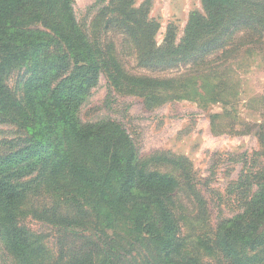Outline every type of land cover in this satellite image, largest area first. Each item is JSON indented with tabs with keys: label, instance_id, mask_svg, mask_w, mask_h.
<instances>
[{
	"label": "rangeland",
	"instance_id": "rangeland-1",
	"mask_svg": "<svg viewBox=\"0 0 264 264\" xmlns=\"http://www.w3.org/2000/svg\"><path fill=\"white\" fill-rule=\"evenodd\" d=\"M222 1L208 7L205 0H69L66 10L49 5L46 18V6L28 0L16 13L26 19L23 28L40 40L55 38L54 44L41 45L38 56L42 67L55 66L48 76L50 90L83 86L75 116L93 139L79 144L63 136L61 154L93 172L97 165L107 177L101 158H106L108 138L115 136L118 176L131 152L138 173L175 182L167 205L177 220L176 240L187 259L208 264H228L214 242L225 221L236 233V226H256L253 239L258 245L264 241V216L255 214L264 191V0H236L231 6ZM30 2L33 8H27ZM208 12L216 27L185 35L192 17ZM73 27L95 52L97 69H91L85 47L75 42ZM26 55L32 61L37 57L32 51ZM25 61L3 76L22 111L0 117V158L32 141L24 92L33 67ZM56 164L40 167L50 173L40 180L52 182L44 191L34 188L40 168L24 173L21 182H33L25 215L17 220L39 238L48 258L61 252L58 264H64L74 246L87 244V236L99 239V245L114 244L108 238L117 236L116 244L134 243L118 249L121 264H163L147 243L150 254H141L144 243L129 239L114 215L104 212L94 229L90 215L74 216L72 209L63 208L82 200L75 182ZM228 242L242 264H264V246L250 252L246 245L239 251L237 239ZM99 262L96 258L91 264ZM0 264H18L2 236Z\"/></svg>",
	"mask_w": 264,
	"mask_h": 264
},
{
	"label": "trees",
	"instance_id": "trees-1",
	"mask_svg": "<svg viewBox=\"0 0 264 264\" xmlns=\"http://www.w3.org/2000/svg\"><path fill=\"white\" fill-rule=\"evenodd\" d=\"M27 1L0 0V117L12 118L15 112L22 111L21 104L12 97L4 83L3 76L6 70L21 61L26 60L24 63L32 61L29 59V55H26L28 51H32L37 56L32 61V77L26 82L24 92L25 105L29 111L31 123L29 129L31 144L17 153L0 158V236H2L4 248L17 260L18 264H48L50 262L58 264L61 252H58L59 256L55 258H48L49 253L43 250L44 247L38 242L39 238L17 222L18 218L25 215L23 208L28 200L27 188L31 189L30 183L33 182L32 180L21 182L26 181L22 179L25 176L24 173L32 168L38 170L51 161L57 163L55 167L60 172L68 174L75 182L77 197L82 200L76 206L69 203L63 208L72 209L74 216L77 213L79 216L83 213L90 215L91 228H97V222L106 212L120 219L123 227L127 230L129 239L144 243L145 248L142 249L141 254L145 256L150 254V250L147 248V244H149L151 249L156 251L155 254L161 256L163 264H208L187 259L182 254V247L176 240L177 220L172 209L167 205V200L174 191L175 182L166 177L143 176L138 173L131 152L125 155V166H122L124 173L118 176L119 168L116 165L120 160L115 152L117 146L115 136L108 138V146L103 149L106 158H101L102 167L106 169L107 177L98 173L97 165L93 172L76 164L74 159L70 160L68 153L61 154L63 136L72 138L79 144L93 139L90 129L80 125L75 116L79 104L78 99L83 95V86L50 90L48 76L55 70V66L42 67L38 56L41 45L49 44L50 41L54 44L55 38L51 36L48 40H40L41 38L34 31L23 28V21L26 19L17 16L16 13ZM205 1L208 7L220 3L217 2L219 0ZM33 2L46 6V10H43L46 18L50 15L49 5H59L60 10H66L69 6V0H33ZM234 2L236 0H223L221 3L231 6ZM34 6L35 4L30 2L27 8ZM47 21L50 23L49 20ZM213 27H216L213 14L208 12L205 17L194 15L185 35ZM73 33L76 36L75 42H79L85 47V55L90 60L91 69H97L98 62L95 52L88 44L87 39L75 27H73ZM61 34L58 33V35ZM88 67L90 68V66ZM51 147L53 148L52 154L50 153ZM56 158H59L58 162H56ZM45 168L44 170L39 169V174H42L40 178H34L37 182V185L34 184L35 189L37 186L44 191L46 183L51 182L50 179L40 180L50 174L47 172V167ZM113 180H116L115 185L112 184ZM53 184L56 185L57 182ZM109 186H114V188L108 191ZM41 192L39 191L37 195L42 194ZM84 195L89 196L88 201L84 200ZM260 199L262 201L261 210L258 208L255 214L262 217L264 216V191L261 193ZM228 222H223L217 228L214 242L220 247L223 258L228 264H242L238 259V253L228 242L229 237L238 240L239 251L246 245L250 252L256 251L261 248L260 245L264 246V241L261 240L258 245L259 242L253 239L257 230L256 226H236L238 230L236 233ZM73 223L79 224L77 221ZM103 238H105L104 233ZM114 238H108L114 244L108 245L106 242H101L102 244L99 245V239L93 240L87 236V244L74 246L71 250L72 257L64 264H91L96 258L100 259V264H121L119 258H122V254L118 253V249L124 251L125 247L123 246L127 245L132 248L134 243L126 241L125 245H120L116 244L118 240ZM152 244L157 245L156 248H152ZM43 252H45L44 255H42Z\"/></svg>",
	"mask_w": 264,
	"mask_h": 264
}]
</instances>
